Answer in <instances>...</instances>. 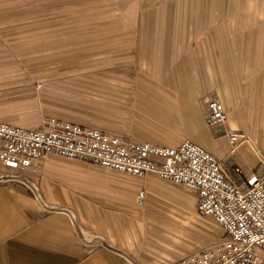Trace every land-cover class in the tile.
<instances>
[{
    "label": "crops",
    "instance_id": "obj_1",
    "mask_svg": "<svg viewBox=\"0 0 264 264\" xmlns=\"http://www.w3.org/2000/svg\"><path fill=\"white\" fill-rule=\"evenodd\" d=\"M47 117L188 141L245 185L264 174V0H0V121ZM215 223L194 190L155 175L54 154L23 170L0 161V264H172L224 240Z\"/></svg>",
    "mask_w": 264,
    "mask_h": 264
},
{
    "label": "built area",
    "instance_id": "obj_2",
    "mask_svg": "<svg viewBox=\"0 0 264 264\" xmlns=\"http://www.w3.org/2000/svg\"><path fill=\"white\" fill-rule=\"evenodd\" d=\"M207 122L217 133L226 112L216 98L207 102ZM234 144L242 136L227 134ZM54 154L130 176L155 175L197 193V209L213 217L225 239L172 264H264V174L238 185L221 162L188 141L176 146L136 143L77 123L47 117L41 127H16L0 121V161L20 170ZM44 205L38 185L24 180ZM139 192L138 201L142 202Z\"/></svg>",
    "mask_w": 264,
    "mask_h": 264
},
{
    "label": "rangeland",
    "instance_id": "obj_3",
    "mask_svg": "<svg viewBox=\"0 0 264 264\" xmlns=\"http://www.w3.org/2000/svg\"><path fill=\"white\" fill-rule=\"evenodd\" d=\"M99 4H100V3H99ZM102 5H104V3H102ZM99 12H101V11H100V10H96L95 13H94V15L98 14ZM102 12L104 13V7H103V11H102ZM93 19H94V23H95V22H101V21H103V23H104V18H103V20H102L100 14H98L97 16H94ZM103 25H104V24H103ZM46 55H47V52H46ZM214 222H215V220H214ZM215 225L219 227V225H218L217 223H215ZM219 228H220V227H219ZM220 230H221V236L223 237L224 233H222V229H221V228H220Z\"/></svg>",
    "mask_w": 264,
    "mask_h": 264
}]
</instances>
